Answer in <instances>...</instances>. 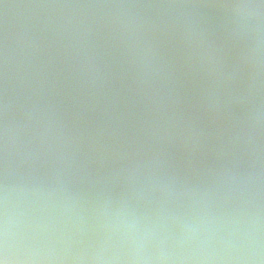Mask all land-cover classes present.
<instances>
[{"label":"water","instance_id":"obj_1","mask_svg":"<svg viewBox=\"0 0 264 264\" xmlns=\"http://www.w3.org/2000/svg\"><path fill=\"white\" fill-rule=\"evenodd\" d=\"M237 2L0 0V125L7 88L8 119L15 124L9 167L14 211L30 202L46 205L56 235L64 233L55 247L69 256L98 249L105 236L98 220L102 212L110 216L122 202L124 212L150 215L161 202L158 189L130 200L123 178L110 175L142 146L140 156L158 155L157 176L209 192L206 201L178 195L170 206L184 208L190 199L215 212H230L242 203L246 212L258 206L264 228V130L254 141L258 159L232 142L244 129L249 101L243 93L253 70L245 59L248 36L236 32L232 9L226 7ZM120 4L138 6H106ZM121 22H134L141 45L152 49L153 74L143 89L137 83L139 69L120 39L127 30ZM85 52L98 69L95 85L85 84L80 72ZM209 93L215 96L214 109ZM149 97L163 98L165 113L176 117L168 138L145 139L143 122L156 117ZM32 102L50 124L51 146L29 158L27 142L39 127L25 118ZM133 137L138 145L125 151ZM249 172L257 194L251 205L230 193L233 174ZM33 183L55 191L26 193L25 186ZM168 227L175 230L174 224Z\"/></svg>","mask_w":264,"mask_h":264},{"label":"clouds","instance_id":"obj_2","mask_svg":"<svg viewBox=\"0 0 264 264\" xmlns=\"http://www.w3.org/2000/svg\"><path fill=\"white\" fill-rule=\"evenodd\" d=\"M125 8L138 5H106ZM181 7V5H166ZM232 9L236 32L248 36L249 45L245 56L252 66L250 83L243 97L249 101L244 129L238 131L232 142L245 147L249 154L258 159L254 147L255 137L264 130V0H240L226 5ZM129 22L120 39L124 42L131 62L138 67L137 83L143 89L150 83L153 74L151 46L141 45L137 34ZM80 72L85 84L95 85L100 79L94 57L87 52L83 55ZM5 80L7 81V57H5ZM156 117L146 119L142 124L145 139L149 142L168 138L175 128V115L165 113L163 98L149 97ZM215 96L209 93V108L214 109ZM253 101H255L253 103ZM10 99L5 89L2 105L4 116L0 125V264H264V228L261 226L260 213L245 211L243 203L230 212H215L208 206L198 207L195 199L184 207L170 206L176 196L197 195L206 201V189L185 185L177 186L173 177L157 176L153 167L159 159L157 154L140 156L142 146L134 149L133 156H125V163L112 170L110 175L122 177L128 186L129 199H135L159 190L161 202L150 215L124 212L122 202H117L109 216L101 213L98 217L104 240L98 249L69 256L63 248L55 244L64 238L61 231L56 235V225L52 218L45 215L46 205L37 206L30 202L19 213L11 204L14 191L9 183V167L14 147V122L8 119ZM26 121L39 124L27 142L29 158L39 152H47L51 142L50 124L42 120L41 106L32 102L25 109ZM27 126V125H26ZM138 145L133 137L127 148ZM249 172L244 176L233 174L235 187L230 193L237 199L246 197L251 205L256 193L251 191ZM257 181L259 173H256ZM24 191L30 194H43L55 191L42 184H28ZM107 201L102 202L103 209ZM169 223L175 230H169ZM108 241H112L109 246Z\"/></svg>","mask_w":264,"mask_h":264}]
</instances>
